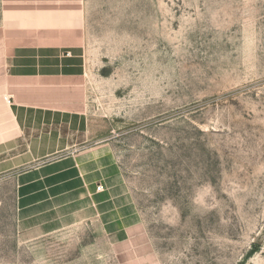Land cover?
I'll use <instances>...</instances> for the list:
<instances>
[{"label":"rangeland","instance_id":"1","mask_svg":"<svg viewBox=\"0 0 264 264\" xmlns=\"http://www.w3.org/2000/svg\"><path fill=\"white\" fill-rule=\"evenodd\" d=\"M74 154L100 215L19 230ZM0 264H264V0H0Z\"/></svg>","mask_w":264,"mask_h":264},{"label":"crops","instance_id":"2","mask_svg":"<svg viewBox=\"0 0 264 264\" xmlns=\"http://www.w3.org/2000/svg\"><path fill=\"white\" fill-rule=\"evenodd\" d=\"M47 155L45 154V156ZM36 157H39V155ZM69 159L63 160L67 161V163L70 162L69 164L59 163L60 161L57 163L49 162L30 166V168L15 172L14 180L16 183L17 198L19 199L18 212L21 215L18 221L19 230L41 231L42 228L48 230L58 229L57 214L63 208L70 213L73 224L77 223L79 216L82 214L96 213L97 215L98 213V216L100 215V202L96 196L99 192H92L86 177L80 169V157L78 154H74V156H69ZM32 161H23L21 163L12 162L8 169L12 166H23ZM65 170L66 172L71 170L70 172H74L80 178V187H77L74 181H72V188L67 191L58 192L49 188L52 178L54 179ZM46 181H49L50 184H46ZM46 185L49 187H46ZM47 220H50L47 226L48 228L45 225ZM31 233L32 237H35L37 234L35 232Z\"/></svg>","mask_w":264,"mask_h":264},{"label":"clouds","instance_id":"3","mask_svg":"<svg viewBox=\"0 0 264 264\" xmlns=\"http://www.w3.org/2000/svg\"><path fill=\"white\" fill-rule=\"evenodd\" d=\"M208 193H204L203 195H207ZM202 200H203V196L198 194L197 197H196V200L194 201V203H202Z\"/></svg>","mask_w":264,"mask_h":264},{"label":"built area","instance_id":"4","mask_svg":"<svg viewBox=\"0 0 264 264\" xmlns=\"http://www.w3.org/2000/svg\"><path fill=\"white\" fill-rule=\"evenodd\" d=\"M102 188H103L102 184H99L97 190H102Z\"/></svg>","mask_w":264,"mask_h":264}]
</instances>
